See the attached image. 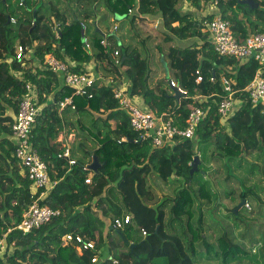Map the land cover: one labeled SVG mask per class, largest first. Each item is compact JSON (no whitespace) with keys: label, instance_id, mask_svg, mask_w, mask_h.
Segmentation results:
<instances>
[{"label":"trees","instance_id":"1","mask_svg":"<svg viewBox=\"0 0 264 264\" xmlns=\"http://www.w3.org/2000/svg\"><path fill=\"white\" fill-rule=\"evenodd\" d=\"M86 1L0 0V236L11 229L6 238L7 245L13 246L0 256V264H264V253L252 254L230 233L219 235L214 243L210 241L204 232L203 213L204 205H212L213 198L217 200V186L223 195L234 199L236 190L226 182H234L235 170L245 174L244 178L239 176L243 180L238 179L242 185L240 202L249 198L258 204L264 202V107H252L247 94L239 91L237 95L244 100L226 124L220 121L217 111L218 102L227 95L222 78L231 79L234 90H243L258 69L257 62L253 58L240 62L218 55L202 31L203 22L215 13L197 18L181 10L185 2L200 10L211 0H102L108 12L119 17V23L159 15L169 66L174 70L173 78H169L186 92L176 99L169 80L165 81L166 88L161 83L155 87L148 84L142 58L132 46H123L116 33L118 28V38L109 31L104 32L108 35L100 33L96 23L99 15L81 7ZM64 3L66 7L62 9ZM218 8L240 40L249 32L264 31V17L257 14L259 7L251 9L238 0H219ZM238 11L246 19L237 20ZM82 30L91 49L83 42ZM103 38L110 41L111 51L119 49L128 91L141 98L144 106L139 104L140 108L155 115L165 114L182 124L192 107L207 110L193 139L177 137L162 147H154L150 139H141L140 132L132 129L128 115L113 96L112 85L97 78L88 91L90 96L75 95L63 84L61 74L42 64H32L34 59L42 62L45 55L52 54L72 70H84L95 57L104 59L100 43ZM18 44L33 48L32 57L15 59ZM107 68L105 76L116 75L115 68ZM196 70L201 74L199 83L195 82ZM27 82L34 86L41 106L29 140L55 181L39 203L59 210V214L24 234L12 228L42 190L32 194V183L14 155L11 138V126ZM66 96H72L75 110L70 105L59 109L58 102ZM69 111L89 120L84 132L93 144L92 148L82 142L71 145L70 158L75 161L72 165L68 157L58 156L64 149L58 140L62 124L72 125L63 116ZM195 155H199L201 163L190 175ZM93 156L98 169L86 171L83 167ZM211 159L222 163L215 173L221 168L227 170V176L218 184L205 164ZM149 173L165 181L173 177L177 181L174 197L166 199L168 210L164 203L153 206L154 194L147 186ZM88 176L90 183L85 182ZM255 176L260 179L252 187L245 183ZM217 206L220 204L215 202L211 209ZM241 207L244 204L230 212L238 217ZM127 212L132 214L130 223L114 228V219ZM67 232L93 240L96 250L78 253L76 244L62 241ZM109 242H114L112 248ZM260 249L264 251V225ZM93 256H97L95 262H91Z\"/></svg>","mask_w":264,"mask_h":264},{"label":"built area","instance_id":"2","mask_svg":"<svg viewBox=\"0 0 264 264\" xmlns=\"http://www.w3.org/2000/svg\"><path fill=\"white\" fill-rule=\"evenodd\" d=\"M226 1V0H224ZM219 0H211L210 7L216 9V14L207 21H204V28L202 31L208 35V40L213 45L214 50L220 56L234 57L240 62H245L253 58L257 64L256 70L251 81L245 86L243 90H234L232 88L233 81L231 79L222 78L226 96L217 104V111L220 115V121L226 124L233 113L239 109L244 99L237 95L239 91H244L247 94V101L252 107H264V31H252L240 40L231 29V23L219 13ZM129 14L132 10L129 9ZM56 29V28H55ZM84 30V25L82 24ZM58 36V33H55ZM83 42L86 48L91 49L89 39L83 36ZM104 50V59L101 66L104 69L110 65L115 68L116 75L105 76L102 72H96L95 68L84 66V70L74 71L67 63L56 59L52 54L45 55L43 61L34 59L32 64L47 66L48 68L61 74L63 84L70 87L75 95H89V89L94 84L97 78L101 80L112 81V93L114 98L118 101L119 106L126 112L129 117L130 126L133 130L140 132L141 139H150L154 147H162L165 144L172 142L175 138L193 139L195 131L200 120L205 116L207 110L194 106L188 112L184 123H178L174 119L167 117L165 114L155 115L150 110H144L139 107L135 97L131 96L128 91V84L123 79L122 74V59L119 49L110 50V43L106 38L100 41ZM33 48L25 47L18 44L15 49V59L31 58ZM89 64V63H88ZM94 70L95 72H93ZM195 82L201 81V74L199 70L195 71ZM171 86H177L172 79H169ZM179 87V86H177ZM180 88V87H179ZM25 93L22 100L19 102L18 110L12 123L11 138L15 145L14 155L20 162L21 167L26 171L29 180L32 183V194L37 190L42 189L38 196L31 202L28 208L23 212L21 221L12 229H17L22 233H28L34 228H38L48 222L53 216L59 214V210L53 209L48 205H41V200L47 192L53 187V181L48 174L46 163L40 158L36 148L29 140V133L35 122V117L39 114L41 106L37 100V94L34 86L27 82L25 85ZM180 90H182L180 88ZM183 91V90H182ZM185 92V91H184ZM197 99H200L197 96ZM68 105L72 110H75L72 96H66L58 102L60 110L65 109ZM70 147L64 145V149L58 154L59 157H68L69 164H74V159L70 158ZM86 171H92L88 164L83 167ZM86 183H90V176L85 179ZM248 208V202L244 203ZM131 215L125 214L122 218H115L113 227L118 229L124 224L130 223ZM11 229H8L10 231ZM7 231V232H8ZM7 232L0 236V256L13 246L7 245ZM142 235H146V231L142 229ZM64 243H74L77 245L78 253H82L85 249L96 250L95 242L93 240H85L81 234L67 232L62 236ZM97 256L91 258V262H95ZM113 263H117L116 260Z\"/></svg>","mask_w":264,"mask_h":264},{"label":"rangeland","instance_id":"3","mask_svg":"<svg viewBox=\"0 0 264 264\" xmlns=\"http://www.w3.org/2000/svg\"><path fill=\"white\" fill-rule=\"evenodd\" d=\"M259 5V10L257 12L260 17H264V0H256ZM62 9L66 7L65 3L61 5ZM82 8L88 10H94V13L98 14L100 17L96 19V23L98 26L103 29L105 32H112L117 30V35L120 36L123 40V46H132V48L136 49L138 55L142 58L144 66L148 70V84L151 87H155L160 84L166 88V79L164 68L161 63V58H163L169 69L170 77L173 78L174 70L169 66V59L167 57V48L162 40V22L159 15H145V17L137 18L134 22H123L119 23L114 17L108 12L106 7L103 4L102 0H88L81 4ZM203 9V8H202ZM132 14V13H130ZM216 14V12H215ZM94 16V15H93ZM252 19L255 16L251 17ZM93 17H91L90 22ZM236 19H246V17L242 14L241 11H238V15H236ZM110 43V41H109ZM183 43V42H181ZM184 43H187L184 40ZM111 44V43H110ZM103 60V59H102ZM97 69L101 63L98 62ZM99 70V69H98ZM100 70L106 72L108 69H103L100 66ZM125 70L126 67L122 65V74L125 78ZM107 84H112V81L109 79L105 81ZM65 115V116H64ZM65 121H72V125L68 126L64 122L62 124L63 131L66 133L72 132L74 135V144L82 142L88 148H92V142L87 134L84 132V126L89 124V120L86 118L78 117L76 114L70 111L63 114ZM81 135V136H80ZM69 146L71 143H68ZM199 156V155H198ZM205 163L209 170L211 177L217 181L221 182L227 176V170L221 168L218 173H215V170L219 169L222 164L221 161L217 159H211ZM201 163V161H200ZM200 165V164H199ZM241 177H245V174H242L240 170H235V175L232 177L234 182H226L227 186L236 190L234 194V199L230 196L223 195V191L219 186H217V200L212 201V205L206 204L203 206V213L205 217V235L210 241H214L215 238L219 237V235L224 233H230L234 236V239L237 242H240L245 248L252 251V254L260 255L264 253L263 250L260 249V232L263 230L264 225V202L263 204H258L249 198L246 200L248 202L247 207H241L239 210L238 217H235L230 210H234L235 207L239 204L241 199V182L238 179L243 180ZM175 178H168L165 180L159 178L156 175L147 174V186L153 196L152 202L153 206L157 204H163L165 206V210H168L169 204L166 199L171 200L175 193V188L178 185ZM259 176H255V178H250L245 183L252 187L255 180H259ZM149 197L152 195L149 194ZM262 200L264 201V195L262 194ZM220 204V206L211 209L215 202ZM198 214L195 216L197 217ZM235 221L237 224H235ZM245 237V239H243ZM252 238V240H251ZM214 243V242H213ZM113 245V244H112ZM111 245V246H112ZM216 262H214L215 264ZM208 264H213V262H209ZM232 264H250L247 261L244 262H234Z\"/></svg>","mask_w":264,"mask_h":264},{"label":"crops","instance_id":"4","mask_svg":"<svg viewBox=\"0 0 264 264\" xmlns=\"http://www.w3.org/2000/svg\"><path fill=\"white\" fill-rule=\"evenodd\" d=\"M181 10L183 11V12H190L193 16H196L197 18H199L200 16H204V15H207V14H210V13H215L216 12V9H212L211 7H210V3H209V5L207 6H204L203 7V9L201 8L200 10H197L196 8H194L193 6H191L189 3H187V2H185L183 5H182V7H181ZM217 13V12H216ZM97 18H99V16L97 17ZM101 31H103V32H105L103 29H101ZM92 62L91 63H89V64H87L86 65V67L87 68H89V67H93V69L95 68V71L96 72H102L104 75H105V73L103 72V71H101L100 70V66L101 65H99V70L97 69V64H98V62L99 63H102V58H99V57H95L93 60H91ZM34 65V64H33ZM101 68H103L102 66H101ZM104 69V68H103ZM93 72H95L94 70H92ZM60 76V75H59ZM107 76H110V74H108ZM114 76V75H113ZM60 79H62L61 77H60ZM123 79L124 80H126L124 77H123ZM104 81H106V80H104ZM130 94V93H129ZM135 97V100H136V102H137V104L139 105L140 104V106H144L143 105V102H142V100H141V98L140 97H137V96H134ZM69 113H70V111H69ZM58 140L59 141H62L63 142V145H68L69 146V142L71 143V145L73 144V141H74V135H73V133L72 132H69V133H66V132H64L63 131V126H62V128H61V130H60V133H59V136H58ZM70 145V146H71ZM69 146V147H70ZM126 214H129V215H131L132 216V214H130L129 212H127ZM113 244V245H112ZM112 245V246H111ZM114 246V242H109L108 243V247H110V248H112Z\"/></svg>","mask_w":264,"mask_h":264},{"label":"water","instance_id":"5","mask_svg":"<svg viewBox=\"0 0 264 264\" xmlns=\"http://www.w3.org/2000/svg\"><path fill=\"white\" fill-rule=\"evenodd\" d=\"M239 3H243V4H247L251 9H256L258 7V3L255 1V0H238ZM114 19L115 20H118L119 17L117 15L114 16ZM8 22H9V19H8ZM99 30V29H98ZM101 34L103 35H108L107 33H104L103 31L99 30ZM111 35H114L115 38H118L115 31H112L110 33ZM82 39H83V30H82ZM161 63L163 65V68H164V73H165V79L169 80L170 78V74H169V69H168V65L166 63V61L161 58ZM172 87V91H173V96L176 98V99H180V97L182 96H185L186 95V92L180 90L179 87L177 86H171ZM200 164V158L198 155H195L193 156V159L191 160L190 162V169H189V174L192 175L193 172L197 171L198 170V166ZM98 161H97V158L95 156H93V159L92 161L89 163V167L92 171H97L98 169ZM245 200H242L238 205V206H241L242 204H244ZM234 211L236 212V209H234ZM121 233V231H119Z\"/></svg>","mask_w":264,"mask_h":264}]
</instances>
